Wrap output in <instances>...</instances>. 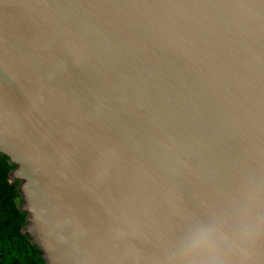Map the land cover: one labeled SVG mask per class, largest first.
<instances>
[{"label": "water", "instance_id": "obj_1", "mask_svg": "<svg viewBox=\"0 0 264 264\" xmlns=\"http://www.w3.org/2000/svg\"><path fill=\"white\" fill-rule=\"evenodd\" d=\"M0 153L45 264H168L264 191V0H0Z\"/></svg>", "mask_w": 264, "mask_h": 264}, {"label": "clouds", "instance_id": "obj_2", "mask_svg": "<svg viewBox=\"0 0 264 264\" xmlns=\"http://www.w3.org/2000/svg\"><path fill=\"white\" fill-rule=\"evenodd\" d=\"M167 259L168 264H264V191L249 185L230 212L190 220Z\"/></svg>", "mask_w": 264, "mask_h": 264}, {"label": "trees", "instance_id": "obj_3", "mask_svg": "<svg viewBox=\"0 0 264 264\" xmlns=\"http://www.w3.org/2000/svg\"><path fill=\"white\" fill-rule=\"evenodd\" d=\"M14 168L8 157L0 153V264H45L42 251L22 231L27 214L20 209L19 183L9 180Z\"/></svg>", "mask_w": 264, "mask_h": 264}]
</instances>
